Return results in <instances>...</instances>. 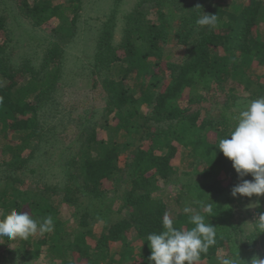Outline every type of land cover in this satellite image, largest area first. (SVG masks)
Masks as SVG:
<instances>
[{
	"label": "trees",
	"instance_id": "obj_1",
	"mask_svg": "<svg viewBox=\"0 0 264 264\" xmlns=\"http://www.w3.org/2000/svg\"><path fill=\"white\" fill-rule=\"evenodd\" d=\"M208 1L194 0L190 7H169L164 12V0H140L125 17L123 39L117 46L112 41L116 23L112 17L104 22L93 64V80L104 91L103 126L110 127L109 117L113 115V129L120 133L119 140L107 149L105 139L98 138L95 128L85 127L87 136L81 140L80 151L66 163L62 181L46 184L44 189L34 192L21 188L14 173L26 166L36 151H47L50 139L43 133L45 123L41 121L40 111H45V105L57 91L64 50L54 43L38 67L28 62L12 65L5 55L10 41L6 18L0 16V77L8 80L7 84H0V121L5 132L15 130L21 135L19 143L5 148L11 160L2 164L5 175L0 191L1 216L12 209L23 211L26 206L33 215H38V221L49 215L54 220L53 230L43 233L35 243L31 236L27 240L19 239L22 245H34L32 249L14 251L24 260L37 259L42 247L48 245L49 253L61 258L62 264H119L125 258L132 264H149L151 250L146 238L163 230L165 213L178 229L193 228L190 216L195 213L204 215L206 222L216 226V244L201 255L199 264H219L220 257L237 253L240 264H249L253 256L264 259V232L259 233L255 224L247 235L246 229L234 221L236 205L250 198L231 195L240 178L232 162L218 149L219 140L235 126L232 117L240 111L232 110L238 96L225 90L227 83H245L247 91L251 88L252 98L264 92V73L259 75L254 70L264 66V0H228L216 4ZM152 6L157 13L155 21L148 18ZM76 8V4L58 0L54 3L24 0L20 5L21 13L36 26L50 18L63 20ZM203 13L217 14L215 28L197 23ZM75 26L72 24L74 30ZM172 34L184 46V57L179 63H167L170 79L155 97H143L131 91L127 74L120 78L101 77L104 71H111L123 60L119 55V50H123L124 59L131 60L138 78L150 75L156 84L159 76L165 75L161 66L165 55L162 44ZM214 84L226 97L220 112L203 116L201 110L205 109L201 106L193 109V106L207 101L203 92L210 91ZM186 91H189L188 105H182ZM144 104L149 111L143 110ZM179 145L191 156L187 171H181L173 163ZM27 149L30 153L25 158L22 155ZM93 149L98 152L102 149L98 157L91 156ZM128 150L131 161L121 168L117 160ZM120 172L130 187L115 209L103 184ZM179 175L187 178L179 183L175 197L180 211L171 215L168 204L155 194L161 190L160 181L175 184ZM243 179L253 177L249 174ZM55 196H60L59 200L73 209L71 213L78 220L75 238L70 242L71 248L79 252L78 261L68 258L69 250L64 242L67 232ZM205 205H211V213L204 210ZM186 207L192 212L185 213ZM125 210L129 211L128 216H124ZM256 212L264 213V206L258 205ZM100 221L104 225L97 237L93 228ZM131 231L141 242L140 248L126 243L120 257L115 258L110 245L123 244ZM89 237L96 240L92 248L87 244Z\"/></svg>",
	"mask_w": 264,
	"mask_h": 264
},
{
	"label": "rangeland",
	"instance_id": "obj_2",
	"mask_svg": "<svg viewBox=\"0 0 264 264\" xmlns=\"http://www.w3.org/2000/svg\"><path fill=\"white\" fill-rule=\"evenodd\" d=\"M24 0H0V16L6 18L7 31L10 37L9 47L6 50V57L10 58V63L14 66L24 65L27 62L34 67H38L47 50L52 44L58 43L64 50L62 62V78L57 86V91L53 94L52 100L45 105V111H40V118L43 124V133L45 138L50 139L47 149H40L36 151V155L29 159L26 166L15 171L14 175L20 179L17 184L28 191H37L39 188L44 189V186L54 185L60 183L64 177L66 170V163L77 154L81 149V140L87 136L85 132L88 128H95L99 134V139H105L107 149L111 147V143L119 140V132L114 130L113 125L115 120L113 115L109 117V125L107 128L103 126L105 122V97L103 90L98 83L97 86L93 80V64L95 61L99 34L103 28L104 22L112 17L116 23L113 31L112 41L115 46L119 45L123 39L125 29V17L131 12L140 0H58L64 4H76L78 8L73 11L67 18L60 20L57 18H50L43 25L36 26L26 18L20 11V5ZM27 1V0H25ZM33 1V0H29ZM41 1V0H40ZM44 1V0H42ZM54 3L57 0H47ZM194 0H164V12L169 7H181L185 5L190 7ZM228 0H213L212 4L225 2ZM209 1L207 0V3ZM153 4V3H151ZM191 12V11H190ZM76 17V20L74 19ZM149 19L156 20L157 13L154 6L150 8ZM73 20V21H72ZM75 24V30L72 27ZM71 28V29H69ZM74 31H73V30ZM263 29V28H262ZM164 48V57L162 60V68L165 75L161 74L160 80L156 84L150 75H145L143 79H139L136 74L131 60L124 59L123 50H119V55L123 60L113 66L111 71H104L101 77H115L120 78L127 74V82L131 91L137 92V95H152L155 97L158 92L163 91L169 78L167 63L181 62L184 57L185 48L179 44L176 37L172 34L166 42L162 44ZM255 65V64H254ZM256 74L264 73V66L254 69ZM131 71V74L127 73ZM253 77V76H252ZM159 79V78H158ZM2 85L8 83V80H0ZM243 84H236L234 81L227 83V91L238 96L236 105L232 106V110H241L251 100L264 96L261 95L257 98L250 96V89H245ZM233 88V90H232ZM203 91V90H202ZM185 92L182 100V105H188V94ZM207 101L202 102L199 106L205 110L202 111L203 116H211L220 112L221 103L224 101L226 95L217 89L214 84L210 91H204ZM144 111L148 110V105L144 104ZM10 122V121H9ZM105 125V124H104ZM0 123V191L4 187L3 176L4 162L11 160L10 152H6L5 148L8 144H16L21 141V135L18 131L8 130L4 131ZM83 136V137H82ZM149 144H146L147 147ZM179 151L173 160V163L180 168L181 171L189 170L188 163L191 156L187 154L186 150L180 145ZM102 149L99 150L101 152ZM97 150L91 151L92 157H98ZM30 150L23 152V157H28ZM131 161L130 151L123 153L117 160V164L124 168L125 164ZM2 165V166H1ZM179 172V170H178ZM180 173V172H179ZM186 176H177L175 184L167 185L160 181L161 190L156 192V196L163 199L169 207L171 215L179 213V204L176 202L175 197L179 191V183L183 182ZM103 187L106 189V196L110 199L113 207L118 209L121 201L124 199L130 183H126L123 179L122 172L104 181ZM55 203L59 208V217L64 222L63 229L67 234L64 237V242L68 247L69 260H77L79 252L71 248L70 242L75 238V233L78 228V220L72 215L73 209L62 203L59 199L60 196H55ZM258 205L264 206V196L253 197L245 202L236 205L234 221L241 224L246 231L247 235L253 231L255 221L258 219L259 214L256 212ZM23 212H28L37 221L38 215L32 213L26 206ZM124 216L129 215V211L123 212ZM1 216V211H0ZM116 217L113 218V221ZM104 223L97 222L94 225V235H100ZM43 234L39 232L31 236V240L35 241L42 237ZM126 241L123 244L112 243L110 245L111 251L115 258L120 257L122 253V245L126 243L140 248L141 242L136 239L135 232H127ZM89 248H92L96 240L95 238H87ZM86 244V246H87ZM34 245H22L19 239L9 240L6 237L0 238V264H62L61 258L52 256L48 251V245L42 247V253L37 259L24 260V258L13 253L12 250L23 251L32 249ZM55 260V261H54ZM80 264V263H79ZM81 264H85L82 262ZM119 264H132V261L125 258Z\"/></svg>",
	"mask_w": 264,
	"mask_h": 264
},
{
	"label": "clouds",
	"instance_id": "obj_3",
	"mask_svg": "<svg viewBox=\"0 0 264 264\" xmlns=\"http://www.w3.org/2000/svg\"><path fill=\"white\" fill-rule=\"evenodd\" d=\"M201 26L215 28L218 23L217 14L203 13L197 21ZM234 128L219 140L218 149L224 157L232 162V167L240 178L231 189L235 198L243 196H264V96L251 100L237 115L233 116ZM251 174L252 180L243 179ZM258 206V202H257ZM204 210L211 213V205H205ZM190 213V208H184ZM194 225L191 229L174 227V220L165 213L162 218L163 230L147 236L151 250L147 258L149 264H199L202 254H206L211 246L216 244V226L205 221V216L199 213L190 216ZM259 233L264 232V213L255 221ZM54 228L52 216L37 221L28 212L12 209L0 216V238L9 240H27L30 236L50 232ZM237 253L234 256H222L219 264H240ZM249 264H264V259L258 256L248 261Z\"/></svg>",
	"mask_w": 264,
	"mask_h": 264
},
{
	"label": "crops",
	"instance_id": "obj_4",
	"mask_svg": "<svg viewBox=\"0 0 264 264\" xmlns=\"http://www.w3.org/2000/svg\"><path fill=\"white\" fill-rule=\"evenodd\" d=\"M0 80H1V77H0ZM0 84H1V83H0ZM1 85H2V84H1ZM0 123L2 124V122H1V121H0ZM1 128H2V126H1ZM14 251H16V250H14ZM14 251L12 250V252H13V253H15Z\"/></svg>",
	"mask_w": 264,
	"mask_h": 264
}]
</instances>
